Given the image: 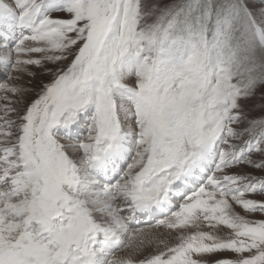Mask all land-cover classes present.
I'll return each instance as SVG.
<instances>
[{"label":"snow or ice","instance_id":"1","mask_svg":"<svg viewBox=\"0 0 264 264\" xmlns=\"http://www.w3.org/2000/svg\"><path fill=\"white\" fill-rule=\"evenodd\" d=\"M0 264H264V0H0Z\"/></svg>","mask_w":264,"mask_h":264},{"label":"rangeland","instance_id":"2","mask_svg":"<svg viewBox=\"0 0 264 264\" xmlns=\"http://www.w3.org/2000/svg\"><path fill=\"white\" fill-rule=\"evenodd\" d=\"M157 231H161V232H163V231H166V230H164V229H159V230H157ZM118 253H119V254L121 253L120 256L125 255V254H126V250H125V251L117 252V254H118Z\"/></svg>","mask_w":264,"mask_h":264},{"label":"bare ground","instance_id":"3","mask_svg":"<svg viewBox=\"0 0 264 264\" xmlns=\"http://www.w3.org/2000/svg\"><path fill=\"white\" fill-rule=\"evenodd\" d=\"M117 255H119V256H120V255H121V253H120V254L118 253ZM122 256H123V255H122Z\"/></svg>","mask_w":264,"mask_h":264}]
</instances>
